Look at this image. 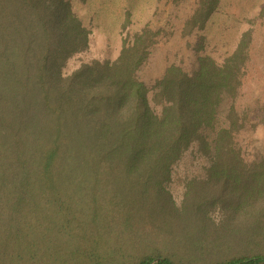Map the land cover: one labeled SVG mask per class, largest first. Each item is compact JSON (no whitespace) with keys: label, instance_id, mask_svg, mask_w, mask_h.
Instances as JSON below:
<instances>
[{"label":"trees","instance_id":"1","mask_svg":"<svg viewBox=\"0 0 264 264\" xmlns=\"http://www.w3.org/2000/svg\"><path fill=\"white\" fill-rule=\"evenodd\" d=\"M220 6L198 0L182 35ZM126 15L116 59L67 73L92 42L72 1L0 0V264H264V158L238 108L264 6L221 62L198 43L192 72L151 87L139 72L167 33Z\"/></svg>","mask_w":264,"mask_h":264},{"label":"rangeland","instance_id":"2","mask_svg":"<svg viewBox=\"0 0 264 264\" xmlns=\"http://www.w3.org/2000/svg\"><path fill=\"white\" fill-rule=\"evenodd\" d=\"M71 1L84 25L92 30V42L86 53L69 62L66 72L71 73L94 59H116L122 49V25L129 11L132 21L129 33L139 32L148 24L155 29L162 28L167 33L160 37L149 63L139 72L140 79L150 87L171 64L192 72L199 56L195 50L198 43H203L205 47L201 54L211 55L221 62L233 51L242 31L249 27L247 20L257 16L264 6V0H221L219 11L208 22L205 30L184 37L182 30L185 21L197 8L198 0H187L181 6L167 3L166 0ZM255 30L251 59L238 100L240 110L252 108V123H258L256 128L249 127V135L241 139V145L251 160L264 158V110H260L264 106V21L259 22ZM203 38L204 41L201 40ZM195 171L196 167L191 163L176 167L171 184L176 197L181 195L184 180L195 174Z\"/></svg>","mask_w":264,"mask_h":264}]
</instances>
